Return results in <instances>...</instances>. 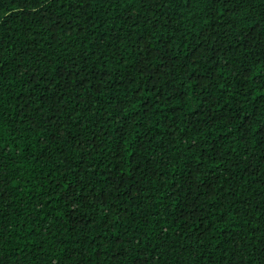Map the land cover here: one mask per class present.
I'll list each match as a JSON object with an SVG mask.
<instances>
[{
    "label": "trees",
    "instance_id": "trees-1",
    "mask_svg": "<svg viewBox=\"0 0 264 264\" xmlns=\"http://www.w3.org/2000/svg\"><path fill=\"white\" fill-rule=\"evenodd\" d=\"M0 264H264V0H0Z\"/></svg>",
    "mask_w": 264,
    "mask_h": 264
}]
</instances>
